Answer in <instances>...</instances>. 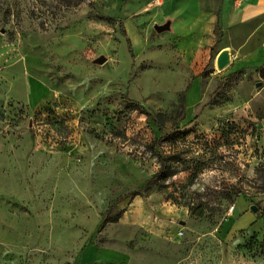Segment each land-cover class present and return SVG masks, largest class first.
<instances>
[{
  "label": "rangeland",
  "instance_id": "374dc122",
  "mask_svg": "<svg viewBox=\"0 0 264 264\" xmlns=\"http://www.w3.org/2000/svg\"><path fill=\"white\" fill-rule=\"evenodd\" d=\"M163 21L0 0V264H264L261 68L219 69ZM237 197L256 221L224 238Z\"/></svg>",
  "mask_w": 264,
  "mask_h": 264
},
{
  "label": "crops",
  "instance_id": "0c3cea01",
  "mask_svg": "<svg viewBox=\"0 0 264 264\" xmlns=\"http://www.w3.org/2000/svg\"><path fill=\"white\" fill-rule=\"evenodd\" d=\"M157 17L168 23V30L182 34L187 46L211 49L215 45L228 50L230 66L250 70L264 68V0H146ZM210 57V56H209ZM264 90L257 91L259 96ZM241 200V216L247 215L251 203L235 198L230 218ZM235 223H223L224 238L233 236L256 221V213ZM219 230H222L220 228ZM179 235V234H178Z\"/></svg>",
  "mask_w": 264,
  "mask_h": 264
},
{
  "label": "water",
  "instance_id": "95a60500",
  "mask_svg": "<svg viewBox=\"0 0 264 264\" xmlns=\"http://www.w3.org/2000/svg\"><path fill=\"white\" fill-rule=\"evenodd\" d=\"M168 28V24L165 23V24H161V25H155L154 26V29L156 31H162V30H165ZM230 60V57H229V52L228 50H221L218 55H217V58H216V65L219 69L225 67L227 65V63L229 62ZM104 61V57H99L96 59V62L98 63H102ZM255 206H251V209L252 210H255Z\"/></svg>",
  "mask_w": 264,
  "mask_h": 264
},
{
  "label": "trees",
  "instance_id": "16d2710c",
  "mask_svg": "<svg viewBox=\"0 0 264 264\" xmlns=\"http://www.w3.org/2000/svg\"><path fill=\"white\" fill-rule=\"evenodd\" d=\"M214 51H213V47L210 49V57H209V61L212 60ZM261 76L264 78V68L261 69ZM159 161H160V167L159 170L157 172H155L152 175V179L153 180H157L158 178L164 176V172L166 171V161L167 159L164 157H159ZM193 214L198 216V217H202L203 216V210L200 209L198 212L193 211Z\"/></svg>",
  "mask_w": 264,
  "mask_h": 264
},
{
  "label": "built area",
  "instance_id": "2783aa9c",
  "mask_svg": "<svg viewBox=\"0 0 264 264\" xmlns=\"http://www.w3.org/2000/svg\"><path fill=\"white\" fill-rule=\"evenodd\" d=\"M231 209H232V206L229 207V211H230ZM181 234H182V232L180 231V232H179V235H181Z\"/></svg>",
  "mask_w": 264,
  "mask_h": 264
}]
</instances>
